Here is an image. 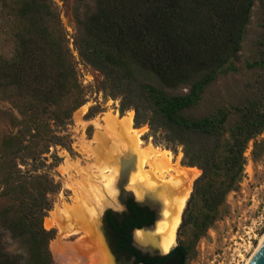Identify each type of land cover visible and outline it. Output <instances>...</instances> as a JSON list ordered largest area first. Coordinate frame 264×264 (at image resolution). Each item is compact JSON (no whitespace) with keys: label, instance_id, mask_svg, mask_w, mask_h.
<instances>
[{"label":"trees","instance_id":"16d2710c","mask_svg":"<svg viewBox=\"0 0 264 264\" xmlns=\"http://www.w3.org/2000/svg\"><path fill=\"white\" fill-rule=\"evenodd\" d=\"M253 6V0H94L93 9L75 10L80 55L114 88L131 94L129 103L133 93H139L150 125L167 129L169 141L184 145L187 164L202 170L189 203L195 206L189 214L193 230L189 242L182 243L188 254L221 216L227 195L242 182L250 142L254 158L264 154V80L257 96L236 108L238 117L229 127L233 112L227 107L199 117L187 114L220 74L237 69ZM6 9L19 21V48L8 63L11 68L0 73V83L6 76L11 85L35 93V99L42 100L39 105H51L49 119L54 123H70L83 89L53 0H0V17ZM247 66L264 73V58ZM177 89L184 90L171 92ZM63 97L67 107L57 112ZM39 105L20 111L28 115L21 124L30 137L8 135L0 154L6 173L0 181L5 199L0 208V264H56L50 249L55 233L44 225L56 183L40 160L49 145L44 151L34 141L60 140L44 118L49 110L40 113ZM134 107L139 123L142 115ZM14 153L23 163L30 156L39 165L23 170L10 160ZM40 165L46 169L35 174Z\"/></svg>","mask_w":264,"mask_h":264},{"label":"rangeland","instance_id":"374dc122","mask_svg":"<svg viewBox=\"0 0 264 264\" xmlns=\"http://www.w3.org/2000/svg\"><path fill=\"white\" fill-rule=\"evenodd\" d=\"M253 2L254 6L238 53V60L235 62L237 69L220 74L217 81L207 88L203 101L187 114L199 117L215 112L221 107H227L233 112L227 125L229 127L238 117L236 108L243 107L249 99L257 96V87L264 80V73L258 67L249 68L247 62L264 58V0H253ZM53 5L66 35L67 46L73 56L79 83L83 89L82 103L74 110L70 123L59 125L49 119L53 114L50 113L51 105L46 108L44 105H39L43 103L41 99H35V93L20 90L19 87L11 85L9 80L5 79L6 76L2 77L0 83V154L4 150V140L8 135L16 136L24 133L26 138L30 137V132H26L25 124H21L23 120H28V115L21 114L20 111L27 110L31 105H39L40 113L49 110L44 118L48 119L47 121L54 131L52 134L58 137L60 143L48 144L44 140L37 139L34 141V145L44 151L49 145L40 160L44 159L46 165L49 166L51 177L56 183L55 191L49 194L51 209L44 218L45 227L55 233L54 238L50 241V249L55 263L76 264L83 256L84 261L89 263L92 260L85 257L87 254L95 252L93 254L95 255L103 252L102 243L104 241L100 231L103 214L109 209L115 212L124 211V205L120 202L122 193L119 185L116 186V191L111 194L105 184L107 178L100 176L101 172L108 175L110 167L113 166L103 152L111 149L110 145L113 139L117 142L128 143L126 136L142 140L141 148L143 149L158 148L172 153L173 160L165 168H160L156 164H148V162L143 166L138 165L144 174L152 177L155 187L159 188L162 185L165 190L169 188L166 185L175 187L177 184L171 180V175L176 179L175 169L177 167L185 168L190 173L192 188L177 229V243L189 242L190 232L193 230L189 222V214L192 209H195V206L191 207L189 203L195 190L196 180L201 176L202 170L198 166L187 164L184 145L169 141L170 134L167 129L162 125H150L147 119L149 116L147 104L139 99V93H133L134 101L129 103L131 94H122V91L114 88L100 70L80 55L75 41L78 34L75 10L79 8L81 12H84L88 8L93 9L94 0H53ZM6 12L5 16L0 17V73L11 68L8 63L16 56L19 48V39L16 37L20 32L19 21L13 19V13H10L8 9ZM183 90L177 89L171 92ZM65 97L59 102L57 112L65 111L67 107ZM135 105L139 107L142 115V120L139 123L136 121ZM62 136H67V138L62 140ZM100 136H104L106 142L98 152ZM261 138L262 136H260ZM252 152L253 141L250 142L246 152L247 164L242 182L237 190L231 191L227 195L219 219L195 242L187 264H249L259 249L264 237V154L254 158ZM100 153L103 154L100 155ZM10 160L20 163L23 170H33V165H39V162L34 163L30 156L26 157V162L23 163L18 153L12 154ZM2 162L3 160L0 161V164ZM40 167L33 172L35 174L43 173L41 170H45L46 167L43 165ZM161 169L168 170L164 178L159 174ZM3 172L4 168L0 165L1 182L6 176V173ZM138 180L140 179L131 182L136 185L126 186L127 190L133 191L140 188L137 186ZM90 186L103 191V195L105 194L104 196L107 197V205L96 217L98 218L95 222L96 227L92 226L89 229L90 234L86 237L87 234L84 230L80 229L81 231L79 230L78 233H71L64 228L65 222L60 220L55 222V216L58 215L55 213H58V210L66 204L76 203V194L81 196L85 192L88 193ZM159 191L158 189V194ZM1 192L2 188L0 187V208L5 203ZM135 196L138 200L143 199L136 194ZM112 199L117 203H113ZM162 199L161 214L164 216V211L169 210L171 204L164 196ZM160 221H163V218ZM52 222L55 224L51 226ZM10 243L12 244L11 250H15L14 243L12 241Z\"/></svg>","mask_w":264,"mask_h":264},{"label":"bare ground","instance_id":"6f19581e","mask_svg":"<svg viewBox=\"0 0 264 264\" xmlns=\"http://www.w3.org/2000/svg\"><path fill=\"white\" fill-rule=\"evenodd\" d=\"M136 134L138 135V133ZM126 137L128 143L124 141L117 142L115 139L112 138L113 141L110 145L111 149L108 151H104L103 153L108 159H110V162H112L113 166L110 167V173L109 174L107 173L108 175H105L103 172H101L100 176H102L103 178L104 177L107 178V182L105 184L107 188H109L110 193L113 194V192L116 191V186L120 185L122 176L124 177L123 174L126 171L129 182L127 186H129V184L130 187L136 185L131 182L140 179L138 180L137 183V186H140V188L133 190L134 193L139 198L144 197V195L150 191L153 192V194L151 195L152 197L155 195L160 198L164 196L165 199L170 202L171 205L169 206V210L164 211L165 219L160 225V228L162 230H165L166 233L167 248H170L175 243L177 229L181 221V214L186 204V200L190 194V190L192 188L190 173L186 171L185 168L183 169L181 167L182 168L181 169L180 167H177V169H175L177 173L176 179L171 175V180L176 182L175 184H177L175 187H170L169 185H166L169 187L166 188V190L162 185L159 188L155 187L154 185L155 181L152 179V177H149L148 174H144L142 170L139 169L138 165L143 166L146 162H148V164L151 165L156 164L160 168H165L173 160L172 153L168 150H161L158 148L143 149L141 148L142 140H140L139 138L134 139L132 136H126ZM120 140L122 139L120 138ZM105 142H106L105 137L100 136L99 146L97 147L98 152L99 149H101L104 146ZM103 153H100V155H102ZM161 170L162 171L159 172V174L161 177L164 178V175L166 172H168V170L167 169L165 170L161 169ZM142 184H149V185L143 186ZM158 189L160 190L159 192L161 194L160 193L158 194ZM104 195L102 190L97 189V187L90 186L88 188V193L85 192V194L81 196H79V194H76L75 197L76 203L66 204L63 208L58 210V213L57 212L55 213V215L58 214L57 216H55L56 219L55 222H57L58 220L65 222L66 224L64 225L65 226L64 228L67 231L68 230L71 231V233H76V232H80L81 230H84L86 231L87 234L86 237H88V235L90 234L89 229L92 226L96 227L95 222L98 219L96 217L100 215V212L105 208L104 206L107 205L106 204L107 197H105ZM112 201L115 204L117 203L114 199H112ZM55 222L54 223L52 222L51 226L54 225ZM60 224L62 223L60 222ZM140 237L141 235L137 234V238ZM260 244L261 245L257 250V252L264 244V237L262 238V242ZM102 254L103 253H101V255ZM256 254H254V256ZM92 258L93 257L91 255L90 260L92 261L90 262V264H98L101 259L99 256L97 257L94 256V258L93 259ZM252 259L250 260L249 264L251 263Z\"/></svg>","mask_w":264,"mask_h":264},{"label":"flooded vegetation","instance_id":"af4514ba","mask_svg":"<svg viewBox=\"0 0 264 264\" xmlns=\"http://www.w3.org/2000/svg\"><path fill=\"white\" fill-rule=\"evenodd\" d=\"M152 194L149 191L142 200H138L132 190L121 194L124 211L109 209L102 216L103 254L93 255L94 252L85 257L90 260L91 255L99 256L98 264H187L189 254L183 250V244L177 243V235L174 245L167 248L165 230L160 228L165 219L161 214L163 199ZM161 216L163 221H160ZM137 234L141 237L137 238ZM83 258L80 264H90Z\"/></svg>","mask_w":264,"mask_h":264},{"label":"water","instance_id":"95a60500","mask_svg":"<svg viewBox=\"0 0 264 264\" xmlns=\"http://www.w3.org/2000/svg\"><path fill=\"white\" fill-rule=\"evenodd\" d=\"M124 177L122 176V180L120 182L119 188H120V192L122 194H128L130 193V190H127L126 186L128 184V176L126 174V171L124 172ZM161 218H163V216H161ZM158 230V225L156 227V230ZM250 264H264V244L263 246L260 248V250L257 252V254L253 257L252 261Z\"/></svg>","mask_w":264,"mask_h":264}]
</instances>
